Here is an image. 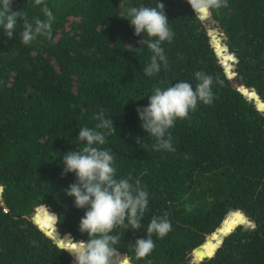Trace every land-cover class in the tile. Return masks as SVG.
<instances>
[{
    "label": "trees",
    "instance_id": "16d2710c",
    "mask_svg": "<svg viewBox=\"0 0 264 264\" xmlns=\"http://www.w3.org/2000/svg\"><path fill=\"white\" fill-rule=\"evenodd\" d=\"M159 2L174 35L161 45L167 66L148 76L153 53L133 50L146 35H135L127 13ZM44 5L51 38L24 45L19 18L11 39L0 27V264H74L47 233L88 239L79 231L86 209L66 195L76 176H62L63 156L85 146L79 131L95 128L101 110L117 132L97 147L114 155L117 179L148 192L142 228L110 233L120 237L118 264H264V0H227L204 20L187 0H13L12 11L35 26ZM197 72L212 77L213 102L167 130L175 151L154 150L137 108L156 88H195ZM154 216L171 231L152 234L154 250L137 259L133 245Z\"/></svg>",
    "mask_w": 264,
    "mask_h": 264
},
{
    "label": "clouds",
    "instance_id": "9594fccd",
    "mask_svg": "<svg viewBox=\"0 0 264 264\" xmlns=\"http://www.w3.org/2000/svg\"><path fill=\"white\" fill-rule=\"evenodd\" d=\"M187 2L201 20L207 19L213 9L227 7V0ZM34 3L37 6L43 5L44 0H34ZM12 4L13 0H0V27L6 37H13L19 18L23 20V30L19 36L24 45L30 44L39 35L51 38L53 14L47 5L42 8L47 19H36L33 26L20 11H12ZM164 8V4L159 2L156 7H131L127 13L130 17L127 20L134 27L135 35H146V39L137 42L141 48L133 49L129 46L140 52L146 45L153 53L150 63L143 69L148 76L160 71L161 62L167 66L161 45L166 41L170 43L174 34L169 27ZM195 77L198 81L195 88L184 81L167 89L156 88L153 90L154 94L149 97L148 105L137 108L141 127L148 135L156 138V143L152 145L154 150L175 151L171 136L166 138L167 130L175 126L176 120L187 119L189 112L196 109L198 102L206 105L213 102L212 77L204 72L195 73ZM93 119L99 121L95 128L83 127L79 131L78 139L86 142L85 146L63 156L62 172V176L67 173H74L76 176V182L69 185L66 195L74 197L75 207L86 209L79 223V231L86 233L88 239L74 241L70 235L60 238L57 227L47 234L55 238L62 251H67L74 257L75 264H118L119 253L114 245L119 242L120 237L110 233L118 227L132 230L142 228L141 220L147 210L148 192L141 188L138 181L133 184L128 178H116L114 155L108 149L97 145H104L106 136L116 134L117 129L111 118H105L103 110L94 115ZM140 140L137 138V144ZM144 148H148V145L145 144ZM46 215L50 224H59L56 214L47 210ZM169 231L170 222L166 218L154 216L147 226L146 238L137 239L133 245L136 258H145L154 250L152 234L162 239Z\"/></svg>",
    "mask_w": 264,
    "mask_h": 264
},
{
    "label": "water",
    "instance_id": "95a60500",
    "mask_svg": "<svg viewBox=\"0 0 264 264\" xmlns=\"http://www.w3.org/2000/svg\"><path fill=\"white\" fill-rule=\"evenodd\" d=\"M230 231H231V229H230L227 233H225V234L222 236L220 242L218 243V245H216L215 251H213L211 254H206V253H205L203 256H212V255H214V253L216 252L217 248H218L219 245L222 243L223 238H224V237H225ZM213 233H215V232H213ZM206 241H207V239L205 240V242H206Z\"/></svg>",
    "mask_w": 264,
    "mask_h": 264
},
{
    "label": "rangeland",
    "instance_id": "374dc122",
    "mask_svg": "<svg viewBox=\"0 0 264 264\" xmlns=\"http://www.w3.org/2000/svg\"><path fill=\"white\" fill-rule=\"evenodd\" d=\"M225 63V62H224ZM208 237V236H207ZM73 259H74V257H73ZM74 261V260H73ZM74 264H75V262H74Z\"/></svg>",
    "mask_w": 264,
    "mask_h": 264
},
{
    "label": "snow or ice",
    "instance_id": "6c2138e0",
    "mask_svg": "<svg viewBox=\"0 0 264 264\" xmlns=\"http://www.w3.org/2000/svg\"><path fill=\"white\" fill-rule=\"evenodd\" d=\"M213 251H215V249H213Z\"/></svg>",
    "mask_w": 264,
    "mask_h": 264
}]
</instances>
